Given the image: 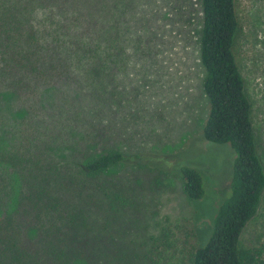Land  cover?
<instances>
[{"label":"trees","instance_id":"1","mask_svg":"<svg viewBox=\"0 0 264 264\" xmlns=\"http://www.w3.org/2000/svg\"><path fill=\"white\" fill-rule=\"evenodd\" d=\"M200 4L207 116L191 143L229 146L234 155L229 194L202 247L190 219L166 220L135 258L145 264H264V242L240 243L264 197V159L236 58L241 31L236 0ZM121 19L120 0H0V136L13 137L0 148V264H89L99 246L88 232L95 230L85 203H136L123 181L112 185L103 178L121 166L176 173L190 201L206 194L201 171L189 163L180 166L192 159L188 142L165 154L110 150L81 157L83 147L66 158L56 154L64 145L62 131H74L77 115L81 119L65 98L46 115L41 94L67 83L84 91L92 114L106 106L115 62L125 53ZM15 111L21 114L14 117ZM95 138L83 130L84 149L94 147ZM87 187L92 194L84 195Z\"/></svg>","mask_w":264,"mask_h":264},{"label":"rangeland","instance_id":"2","mask_svg":"<svg viewBox=\"0 0 264 264\" xmlns=\"http://www.w3.org/2000/svg\"><path fill=\"white\" fill-rule=\"evenodd\" d=\"M236 8L241 27L236 58L252 103L264 159V0H236ZM120 13L125 53L115 62L108 104L92 114L84 91L67 83L41 94L40 107L46 115L57 111L56 105L65 98L81 119L77 115L79 123L74 124L79 125L74 131H62L64 145L56 154L59 158L73 156L82 147L83 151L78 152L81 157L110 150L128 155L165 154L181 150L188 142L187 154L192 159L180 166L189 163L201 171L206 194L201 200L190 201L176 173L162 175L127 166L114 169L103 178L112 185L123 181L136 203H114L112 199L108 206L91 200L85 203L90 210L88 222L95 230L88 232L99 246L89 264H145L141 256L136 260L135 255L141 254V243L157 235L166 220L190 219L197 247H202L218 207L229 194L234 157L226 144L191 143L207 116L202 89L204 69L199 60L200 0H120ZM11 101L16 102L14 98ZM20 114L12 112L14 117ZM83 130L91 136L96 133L94 147L84 149ZM9 138L13 137L0 136V148L10 142ZM91 189L87 187L84 195L92 194ZM114 192L112 186L110 193ZM240 241L242 247L264 242V197Z\"/></svg>","mask_w":264,"mask_h":264}]
</instances>
